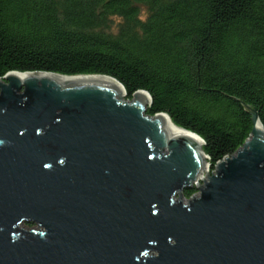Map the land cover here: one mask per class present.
<instances>
[{
    "label": "water",
    "instance_id": "95a60500",
    "mask_svg": "<svg viewBox=\"0 0 264 264\" xmlns=\"http://www.w3.org/2000/svg\"><path fill=\"white\" fill-rule=\"evenodd\" d=\"M124 95L103 74L0 78V264H264L255 108L209 175L199 135L147 114V91Z\"/></svg>",
    "mask_w": 264,
    "mask_h": 264
},
{
    "label": "trees",
    "instance_id": "16d2710c",
    "mask_svg": "<svg viewBox=\"0 0 264 264\" xmlns=\"http://www.w3.org/2000/svg\"><path fill=\"white\" fill-rule=\"evenodd\" d=\"M116 78L205 142L211 172L264 126V0H0V78ZM198 192L193 186L184 196Z\"/></svg>",
    "mask_w": 264,
    "mask_h": 264
},
{
    "label": "rangeland",
    "instance_id": "374dc122",
    "mask_svg": "<svg viewBox=\"0 0 264 264\" xmlns=\"http://www.w3.org/2000/svg\"><path fill=\"white\" fill-rule=\"evenodd\" d=\"M123 99L126 100V99H128V98H127V96H125ZM131 99H132V98H131ZM147 108H148V107H147ZM208 173H209V175L212 174V172H211V166H209ZM198 183H199V184H202V180H199ZM194 185L197 186L196 183H195ZM182 193H183V195H184V191H182ZM176 197H177V199H178V198H179V194H178ZM182 199H184V203H187V199H188L187 197L183 196ZM31 225H34V224H33V223H32V224H31V223H30V224L25 223V228L30 229V228H32Z\"/></svg>",
    "mask_w": 264,
    "mask_h": 264
},
{
    "label": "bare ground",
    "instance_id": "6f19581e",
    "mask_svg": "<svg viewBox=\"0 0 264 264\" xmlns=\"http://www.w3.org/2000/svg\"><path fill=\"white\" fill-rule=\"evenodd\" d=\"M125 97V95L124 96H122V98H124ZM201 150H202V145H201ZM204 160L207 162V160H206V158L204 157Z\"/></svg>",
    "mask_w": 264,
    "mask_h": 264
},
{
    "label": "flooded vegetation",
    "instance_id": "af4514ba",
    "mask_svg": "<svg viewBox=\"0 0 264 264\" xmlns=\"http://www.w3.org/2000/svg\"><path fill=\"white\" fill-rule=\"evenodd\" d=\"M27 224H30V223H27ZM32 224V223H31ZM32 227H34L35 225H31Z\"/></svg>",
    "mask_w": 264,
    "mask_h": 264
}]
</instances>
